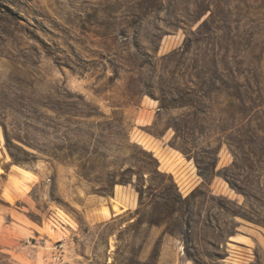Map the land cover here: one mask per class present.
<instances>
[{"label": "rangeland", "instance_id": "1", "mask_svg": "<svg viewBox=\"0 0 264 264\" xmlns=\"http://www.w3.org/2000/svg\"><path fill=\"white\" fill-rule=\"evenodd\" d=\"M206 6L0 0V264H264V171L230 188L209 131L264 18L198 30Z\"/></svg>", "mask_w": 264, "mask_h": 264}, {"label": "trees", "instance_id": "2", "mask_svg": "<svg viewBox=\"0 0 264 264\" xmlns=\"http://www.w3.org/2000/svg\"><path fill=\"white\" fill-rule=\"evenodd\" d=\"M203 3L207 4L203 14L207 15V18L201 22L198 30L208 26L217 28L220 24L229 28L233 24L258 21L260 20L258 17L264 18L263 13L241 14L233 6L234 0H203ZM249 64L238 62L235 65V72H232L235 103L231 105L232 115L229 121L233 124L225 128L223 125L225 120L220 119L214 121L209 130L213 134L217 131V134L222 135L224 141H221V144L227 147L233 157L231 164L223 169V179L230 188L245 198L249 197L247 190L253 185L255 175L258 171H264V72L260 58ZM243 67L246 75L240 76ZM241 79L242 83H240ZM187 108L190 112L186 116H193L195 114L193 107L187 106ZM214 153L217 155L218 150ZM11 158L15 164H18L13 156ZM199 171V176L204 179L205 174L200 169Z\"/></svg>", "mask_w": 264, "mask_h": 264}, {"label": "crops", "instance_id": "3", "mask_svg": "<svg viewBox=\"0 0 264 264\" xmlns=\"http://www.w3.org/2000/svg\"><path fill=\"white\" fill-rule=\"evenodd\" d=\"M11 167H12V165H9L8 170H7L8 172H11ZM28 230H30L32 233H35L36 232V230L34 228H30Z\"/></svg>", "mask_w": 264, "mask_h": 264}, {"label": "bare ground", "instance_id": "4", "mask_svg": "<svg viewBox=\"0 0 264 264\" xmlns=\"http://www.w3.org/2000/svg\"><path fill=\"white\" fill-rule=\"evenodd\" d=\"M115 204V203H114ZM118 209H117V207L116 206H114V210L113 211H117ZM105 212V211H104ZM119 212V211H118ZM108 213V212H107ZM109 214V213H108ZM108 214H107V216H108Z\"/></svg>", "mask_w": 264, "mask_h": 264}]
</instances>
